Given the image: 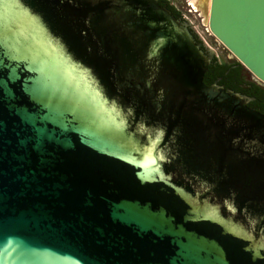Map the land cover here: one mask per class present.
<instances>
[{
  "label": "water",
  "instance_id": "water-1",
  "mask_svg": "<svg viewBox=\"0 0 264 264\" xmlns=\"http://www.w3.org/2000/svg\"><path fill=\"white\" fill-rule=\"evenodd\" d=\"M202 6L264 83V0ZM208 60L158 0H0V264H264V114Z\"/></svg>",
  "mask_w": 264,
  "mask_h": 264
},
{
  "label": "flooded vegetation",
  "instance_id": "flooded-vegetation-1",
  "mask_svg": "<svg viewBox=\"0 0 264 264\" xmlns=\"http://www.w3.org/2000/svg\"><path fill=\"white\" fill-rule=\"evenodd\" d=\"M158 3L166 7L172 14H179L177 19L186 28L194 43L204 54L206 53L209 56L215 55L206 49L203 44L204 36L197 29V25H199L208 36L214 37L207 29L205 23L202 0H158ZM225 58L232 63L239 62L230 53ZM232 82L233 85L224 86V88L247 97L246 100H243L242 105L257 113L264 114V83L255 78L244 66L238 69L237 77ZM254 88L257 91V95H253V93H256L253 92Z\"/></svg>",
  "mask_w": 264,
  "mask_h": 264
},
{
  "label": "trees",
  "instance_id": "trees-1",
  "mask_svg": "<svg viewBox=\"0 0 264 264\" xmlns=\"http://www.w3.org/2000/svg\"><path fill=\"white\" fill-rule=\"evenodd\" d=\"M172 12L174 11L172 10ZM174 16L178 18L179 14L175 13ZM205 55L209 58V60L206 64V68L202 78V83L204 84V86L210 87L213 83H218L222 86V89L228 95L238 94L233 92L232 90L225 89L224 86L233 85L232 81L237 77L238 69L243 68V65L237 61L234 63L229 62L226 58L220 60L217 55L209 56L206 53ZM253 92H256L253 93V95H257V91L255 88Z\"/></svg>",
  "mask_w": 264,
  "mask_h": 264
},
{
  "label": "rangeland",
  "instance_id": "rangeland-1",
  "mask_svg": "<svg viewBox=\"0 0 264 264\" xmlns=\"http://www.w3.org/2000/svg\"><path fill=\"white\" fill-rule=\"evenodd\" d=\"M195 25H196V22H195ZM197 29L200 32V34L204 36L203 44L206 46H209L218 55L220 60H223L227 55H229L228 51L217 41L215 37L208 36L205 30L199 25H197ZM213 84L217 86H221L218 83H213Z\"/></svg>",
  "mask_w": 264,
  "mask_h": 264
}]
</instances>
